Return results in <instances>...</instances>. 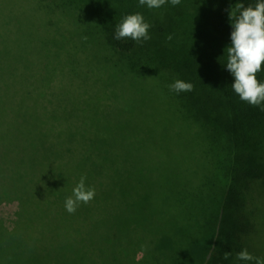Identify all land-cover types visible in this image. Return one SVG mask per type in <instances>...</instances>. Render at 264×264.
<instances>
[{
	"label": "trees",
	"instance_id": "trees-1",
	"mask_svg": "<svg viewBox=\"0 0 264 264\" xmlns=\"http://www.w3.org/2000/svg\"><path fill=\"white\" fill-rule=\"evenodd\" d=\"M237 3L0 0V264L264 257V105L223 67ZM136 12L150 39H114ZM82 176L95 196L69 214Z\"/></svg>",
	"mask_w": 264,
	"mask_h": 264
},
{
	"label": "clouds",
	"instance_id": "clouds-1",
	"mask_svg": "<svg viewBox=\"0 0 264 264\" xmlns=\"http://www.w3.org/2000/svg\"><path fill=\"white\" fill-rule=\"evenodd\" d=\"M165 3L175 6L179 0H138L139 6L149 9H159ZM231 21L230 44L224 50V69L232 77L231 88L241 101L250 105H264V81H258L256 73L261 71L264 62V0H255L254 5L245 6L237 3L229 14ZM114 39L130 38L140 43L150 39L148 29L150 24L139 12L127 14L115 24ZM171 39V36L168 37ZM170 92H190L193 84L176 79L167 85ZM81 177L72 194L64 201V208L72 214L81 203H88L95 196V189ZM238 261L264 264V257H254L246 249L236 254Z\"/></svg>",
	"mask_w": 264,
	"mask_h": 264
},
{
	"label": "rangeland",
	"instance_id": "rangeland-1",
	"mask_svg": "<svg viewBox=\"0 0 264 264\" xmlns=\"http://www.w3.org/2000/svg\"><path fill=\"white\" fill-rule=\"evenodd\" d=\"M18 203L16 201L0 203V223L5 228H11L12 221L16 218Z\"/></svg>",
	"mask_w": 264,
	"mask_h": 264
}]
</instances>
